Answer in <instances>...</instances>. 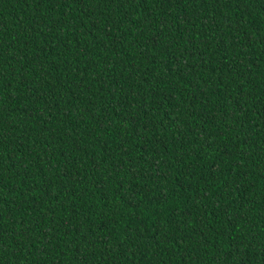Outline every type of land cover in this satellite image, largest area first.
Returning <instances> with one entry per match:
<instances>
[{
  "label": "trees",
  "instance_id": "16d2710c",
  "mask_svg": "<svg viewBox=\"0 0 264 264\" xmlns=\"http://www.w3.org/2000/svg\"><path fill=\"white\" fill-rule=\"evenodd\" d=\"M0 264H264V0H0Z\"/></svg>",
  "mask_w": 264,
  "mask_h": 264
}]
</instances>
